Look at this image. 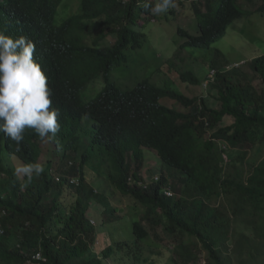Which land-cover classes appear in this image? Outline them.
I'll use <instances>...</instances> for the list:
<instances>
[{
  "label": "trees",
  "instance_id": "16d2710c",
  "mask_svg": "<svg viewBox=\"0 0 264 264\" xmlns=\"http://www.w3.org/2000/svg\"><path fill=\"white\" fill-rule=\"evenodd\" d=\"M62 2L0 0V31L35 42L34 59L48 78L61 125L56 140L48 143L26 129L19 151L0 132L4 143L0 147V264H26L38 251L44 259L33 260L36 264H103L98 256H90L97 237L90 216L95 200L104 207L101 228L111 224L117 230L120 220H126L132 242H148L151 232L164 238L159 237L161 229L176 241L173 252L178 264L198 261V242L208 252L206 264H220L219 242L229 235L233 223L228 204L235 215L251 217L257 229H264V159L248 174L244 170L250 150L264 143V86L256 87L252 76L241 80L233 73H239L244 62L226 68L240 59L220 56L210 62V69H216L214 81L208 78L210 70L204 79L191 69L179 74L187 84L208 80L210 89L217 90V105H210L206 96L183 93L174 78L160 79L161 67L131 88L106 82L103 94L86 100L82 91L89 84L103 76L107 80L116 65L129 61L131 50L143 46L146 33L136 27L160 16L143 8L145 2L154 5L156 0H80L77 12L57 22ZM178 2H190L198 26L193 33L178 27L182 47H210L233 21L249 14L239 0ZM258 9L264 11V0ZM176 11L171 8L163 17L170 19ZM107 35L115 37L113 44L102 43ZM250 64L264 82V54ZM87 118L94 120L93 131L85 132L91 151H79L78 131ZM225 118L231 121L226 123ZM145 148L156 150L163 163L186 178L184 184L164 174L149 180L141 172ZM11 156L25 164L40 163L45 173L22 187L26 178L17 179L15 171L4 165ZM99 176L103 179L97 186ZM166 188L173 195H167ZM112 189L132 196L134 207H145L141 219L119 217L106 197ZM219 199L229 203L215 205ZM112 237L102 250L106 258L129 245L118 240V231Z\"/></svg>",
  "mask_w": 264,
  "mask_h": 264
},
{
  "label": "rangeland",
  "instance_id": "374dc122",
  "mask_svg": "<svg viewBox=\"0 0 264 264\" xmlns=\"http://www.w3.org/2000/svg\"><path fill=\"white\" fill-rule=\"evenodd\" d=\"M58 8L56 16L57 22L69 14L78 11L80 0H63ZM176 3V14L170 19L163 17L160 14V20L154 22H148L144 27L137 26L138 30H142L146 33L145 43L137 50H131L129 52V61L126 63L116 65L108 74L107 80L103 76L100 78V82L89 84L86 89L82 91V95L86 100L96 95L103 94L104 85L106 82L114 81L120 88H131L144 76L151 75L152 72L158 71L159 67L162 68L163 73L160 77L171 78L175 80V85L190 97L194 96H206V101L210 105H217V90L210 89V86H206V82L200 84H187L179 80V74L183 71L191 69L198 73L201 79H204L207 71L210 70V62L215 57H226L231 60L237 61L240 59V63H243L239 73L233 71V73L239 74L240 79L253 77V81L256 87L262 88L264 82L259 76L254 73V69L250 64V61L257 56L264 54V11H260L258 7L262 4V0H254L249 3L246 0H239V3L244 7L248 15L233 21L227 28L225 35L218 37L217 40L210 47H182L181 43L184 38L178 33V27L183 26L190 32H196L198 29L197 20L191 16L194 13L191 8L190 2H185L184 5H180L178 0ZM185 13H188L185 15ZM176 15H178L176 17ZM170 16V15H169ZM115 37L107 35L106 39H103L102 43L113 44ZM220 52H217V51ZM242 59V60H241ZM239 61V60H238ZM233 62V61H232ZM166 73V74H165ZM155 79L159 77V73L154 74ZM169 104L173 100L165 99ZM173 104V103H172ZM86 118V117H85ZM93 119L87 118L81 125V129L78 131L80 136L75 147L79 151L87 150L91 151L89 146V136L86 137L85 132L93 131ZM231 118H225V122L229 123ZM208 136V134H206ZM228 142V141H227ZM0 134V147L2 148L4 143ZM231 142H228L230 144ZM145 163L141 167V172L146 173L148 176H158L161 174L169 177L170 181L177 179L179 184L183 185L186 178L181 176L176 170L169 165L162 162L161 158L157 154L156 150L145 148ZM226 157V156H225ZM4 165L10 167L15 171V168L21 164H25L17 156H11L5 158ZM264 159V143L257 144L252 148L247 156L244 170L248 174L256 164ZM46 159L44 160V162ZM90 170V169H89ZM58 175V174H57ZM66 175V174H64ZM89 178L93 177V174L88 175ZM103 176H99L95 183L99 185ZM101 187V185H100ZM100 189V188H99ZM108 187L105 186V190ZM113 190V191H112ZM106 193L107 200L112 206L117 207V213L119 217L122 215H129L135 217V219H141L145 214V207L140 205L134 207V198L129 195H123L117 190L112 189ZM175 194V192H174ZM174 197H178L177 194ZM227 202L225 199H219L215 202V205L219 203ZM227 209L233 216V223L229 227V235H227L223 241L219 242L220 251V264H264V229H257L254 220L250 217L235 215L233 207L228 204ZM103 205L98 201L91 203V223L95 224L97 237L96 242L92 245L90 256H98L101 258L103 264H178V260L174 255L175 239L168 238L170 235L159 231V237H156L152 232L150 237L146 240H136L132 242L133 236L131 232H128V223L126 220L121 219L117 230H114V226L111 224L100 227L101 212ZM143 221L146 225V220ZM1 228V227H0ZM124 229V233H123ZM115 231H118V240L126 241L128 246L124 247L122 252H114L112 257H104L102 250L111 244ZM130 231V229H129ZM196 242V241H195ZM131 247V248H130ZM196 251H198V261L191 262L189 264H206L208 252L198 242L195 245ZM26 264H36L31 260Z\"/></svg>",
  "mask_w": 264,
  "mask_h": 264
},
{
  "label": "clouds",
  "instance_id": "9594fccd",
  "mask_svg": "<svg viewBox=\"0 0 264 264\" xmlns=\"http://www.w3.org/2000/svg\"><path fill=\"white\" fill-rule=\"evenodd\" d=\"M175 7V0L143 4L152 15L167 13ZM35 51L36 44L28 37H13L0 31V132L15 142L17 151L26 129L34 130L41 141L48 143L56 140L61 128L59 111L52 106L53 92L41 64L34 59ZM44 173L45 168L40 163L15 168L17 179L26 178L22 187ZM149 180L155 181L152 176Z\"/></svg>",
  "mask_w": 264,
  "mask_h": 264
},
{
  "label": "built area",
  "instance_id": "2783aa9c",
  "mask_svg": "<svg viewBox=\"0 0 264 264\" xmlns=\"http://www.w3.org/2000/svg\"><path fill=\"white\" fill-rule=\"evenodd\" d=\"M239 64H241V63L240 62H235V63L233 62L232 64L228 65L226 68L227 69H231L232 67L238 66ZM215 75H216V69H210V71L208 73L209 80L210 81H214L215 80ZM205 82H206L205 85L208 86V80H206ZM154 179L157 180L158 179V176H155ZM165 193L167 195H173V191L170 190L169 188H166L165 189ZM43 259H44V257L42 256V253L38 251V252H35L32 255V260L31 261L33 262V260H43Z\"/></svg>",
  "mask_w": 264,
  "mask_h": 264
}]
</instances>
